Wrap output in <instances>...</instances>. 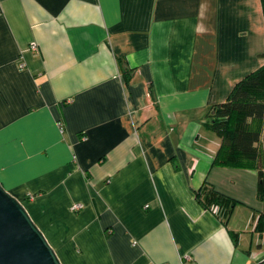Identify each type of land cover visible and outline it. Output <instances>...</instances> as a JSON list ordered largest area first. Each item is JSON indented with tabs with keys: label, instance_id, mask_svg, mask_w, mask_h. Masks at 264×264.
<instances>
[{
	"label": "crops",
	"instance_id": "0c3cea01",
	"mask_svg": "<svg viewBox=\"0 0 264 264\" xmlns=\"http://www.w3.org/2000/svg\"><path fill=\"white\" fill-rule=\"evenodd\" d=\"M263 64L260 0H0V182L61 264H253L256 168L204 119Z\"/></svg>",
	"mask_w": 264,
	"mask_h": 264
},
{
	"label": "trees",
	"instance_id": "16d2710c",
	"mask_svg": "<svg viewBox=\"0 0 264 264\" xmlns=\"http://www.w3.org/2000/svg\"><path fill=\"white\" fill-rule=\"evenodd\" d=\"M262 5L264 22V0ZM221 103L207 109L204 124L219 137V147L214 153L213 164L255 167L257 171L256 196L264 200V165L260 142V121L264 114V64L234 83V87ZM198 203L223 220L235 202L229 197L203 185L193 191ZM254 231L264 233V209L255 222ZM253 264H264V256Z\"/></svg>",
	"mask_w": 264,
	"mask_h": 264
},
{
	"label": "water",
	"instance_id": "95a60500",
	"mask_svg": "<svg viewBox=\"0 0 264 264\" xmlns=\"http://www.w3.org/2000/svg\"><path fill=\"white\" fill-rule=\"evenodd\" d=\"M0 264H61L24 205L1 182Z\"/></svg>",
	"mask_w": 264,
	"mask_h": 264
},
{
	"label": "built area",
	"instance_id": "2783aa9c",
	"mask_svg": "<svg viewBox=\"0 0 264 264\" xmlns=\"http://www.w3.org/2000/svg\"><path fill=\"white\" fill-rule=\"evenodd\" d=\"M29 46H30L29 48H30L32 51L37 49V46H36L35 42L30 43ZM22 67H23V64L21 63V64L19 65V68H22ZM80 207H81V204H80V203H75V204H72V205L70 206V209H71V210H75V209H79ZM160 264H166V263H164V262H160Z\"/></svg>",
	"mask_w": 264,
	"mask_h": 264
},
{
	"label": "rangeland",
	"instance_id": "374dc122",
	"mask_svg": "<svg viewBox=\"0 0 264 264\" xmlns=\"http://www.w3.org/2000/svg\"><path fill=\"white\" fill-rule=\"evenodd\" d=\"M252 236H253V243H255L256 241H258V239H259L260 240V243H261V247L264 248V233H262L260 235L261 238H259V235L253 231Z\"/></svg>",
	"mask_w": 264,
	"mask_h": 264
}]
</instances>
